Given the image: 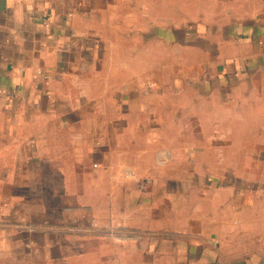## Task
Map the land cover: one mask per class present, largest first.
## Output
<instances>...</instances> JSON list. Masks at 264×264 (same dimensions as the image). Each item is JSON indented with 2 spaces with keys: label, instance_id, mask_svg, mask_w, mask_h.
Instances as JSON below:
<instances>
[{
  "label": "crops",
  "instance_id": "1",
  "mask_svg": "<svg viewBox=\"0 0 264 264\" xmlns=\"http://www.w3.org/2000/svg\"><path fill=\"white\" fill-rule=\"evenodd\" d=\"M0 264H264V0H0Z\"/></svg>",
  "mask_w": 264,
  "mask_h": 264
}]
</instances>
